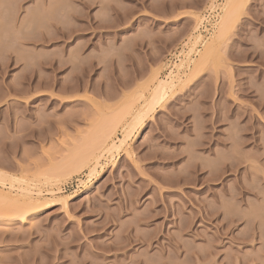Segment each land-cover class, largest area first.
Masks as SVG:
<instances>
[{
	"label": "rangeland",
	"instance_id": "374dc122",
	"mask_svg": "<svg viewBox=\"0 0 264 264\" xmlns=\"http://www.w3.org/2000/svg\"><path fill=\"white\" fill-rule=\"evenodd\" d=\"M212 1L0 0V264H264V0Z\"/></svg>",
	"mask_w": 264,
	"mask_h": 264
},
{
	"label": "bare ground",
	"instance_id": "6f19581e",
	"mask_svg": "<svg viewBox=\"0 0 264 264\" xmlns=\"http://www.w3.org/2000/svg\"><path fill=\"white\" fill-rule=\"evenodd\" d=\"M235 2H236V0H231V2H230V4H232L231 6H229V8L227 9V12L225 13V15H224V17H222L223 19L221 20V22H220V30H219V32H220V35H222L226 30H227V28H228V25H229V22H230V20H231V17H232V11H233V9H234V5H235ZM229 4V5H230ZM180 65V64H179ZM176 68V67H175ZM161 81V80H160ZM160 81H158V83H157V85H155L154 86V88L152 89V92L150 93V96L148 97V101H145V102H148V105L151 107H153V103H155V105L157 104L155 101H157V100H159V101H161V99H163V98H161L163 95H167V94H165V92H166V89L167 88H171L172 86H173V84H171V83H173V82H171L172 80H170L169 81V83H167L168 81H166V82H160ZM165 81V80H164ZM171 82V83H170ZM172 85V86H171ZM168 90V89H167ZM169 91V90H168ZM168 93V92H167ZM164 96V97H165ZM158 101V102H159ZM147 105V104H146ZM147 108V107H146ZM149 108V107H148ZM147 108V109H148ZM145 110V112L147 111L148 112V114L149 113H151V112H149V109L148 110ZM153 110V109H152ZM152 110H150V111H152ZM147 112H146V114L144 115V116H147ZM143 114H144V112H142ZM136 114V113H135ZM135 114L133 115V117L135 116ZM137 115H140L141 117H142V114H141V112L139 113V114H137ZM132 116V115H131ZM132 117V118H133ZM135 117H137V116H135ZM134 117V118H135ZM132 118H130V123H128V124H126V126H124L125 128L123 129V134H124V136H123V138H128L129 136H130V134L132 133V131H135V130H138V129H140V121L139 120H137V119H132ZM132 119V120H131ZM141 120V119H140ZM122 124H124V123H122ZM104 134V133H103ZM106 134V133H105ZM104 134V136H101V137H103L101 140H100V142L97 144V146H96V148L94 149V151H93V153L87 158V164H88V162L89 163H93V161H94V163H96V164H98V162H96L97 160H99L100 158H103L104 156H106L107 154H109L112 150H113V147H114V145H112L111 147H109V148H111V150H110V152H108L109 150H108V148H106L105 146H104V142H106V140H107V138H106V135ZM108 140H109V138H108ZM121 140V139H120ZM124 140V139H123ZM126 140V139H125ZM125 142V141H124ZM113 144V143H112ZM121 147V146H120ZM119 148V147H118ZM105 159V158H104ZM93 163V164H94ZM96 164H95V166H94V169H92L90 172H92V174L94 173V171L96 170L95 169V167H96ZM100 166V169L102 168V165H99ZM104 166V165H103ZM97 172V171H96ZM91 175V174H90ZM89 175V176H90ZM92 176V175H91ZM90 176V177H91ZM57 179H58V177H56ZM56 180V179H55ZM11 186V185H10ZM26 192V191H25ZM29 192V191H28ZM24 197V196H23ZM27 197V196H26ZM0 198H1V203H0V205H1V209H0V212H1V210L2 209H6L5 211H7V210H14V211H16L17 209H18V207L19 206H21L20 204V200L18 201V199H15V198H12V197H9V196H7V195H4V194H0ZM24 200H25V198H24ZM32 201V200H31ZM31 201H29V202H31ZM65 201V200H64ZM28 202V201H27ZM23 203H26L25 201L23 202ZM31 203H33V201L31 202ZM36 204V203H35ZM39 204H41V203H38V206H36V207H34V208H32L31 206L30 207H28V206H25V205H23L24 207H28L29 209H25V210H23L22 212H20V215H18V214H16V216L14 217V219H16V217H18V216H20V218H24L25 219V217L26 216H28V215H30V214H32V213H37V212H40L41 210H44V208H46V207H43L42 206V204L41 205H39ZM64 204V203H63ZM66 204V203H65ZM26 205H28L27 203H26ZM34 204H32V206H33ZM37 205V204H36ZM46 205V204H45ZM44 205V206H45ZM3 211V210H2ZM13 220V219H12Z\"/></svg>",
	"mask_w": 264,
	"mask_h": 264
},
{
	"label": "built area",
	"instance_id": "2783aa9c",
	"mask_svg": "<svg viewBox=\"0 0 264 264\" xmlns=\"http://www.w3.org/2000/svg\"><path fill=\"white\" fill-rule=\"evenodd\" d=\"M223 0H214L212 3L207 7L206 11L203 13L201 20L198 24L197 31L202 37H207L213 31L215 23L221 13ZM200 44L198 43L195 46L194 53L200 49ZM86 179V178H85ZM84 178L80 177L70 182H67L61 186H59V192H66L71 191L74 188H80L82 186Z\"/></svg>",
	"mask_w": 264,
	"mask_h": 264
}]
</instances>
